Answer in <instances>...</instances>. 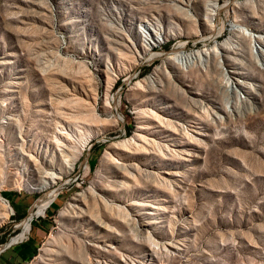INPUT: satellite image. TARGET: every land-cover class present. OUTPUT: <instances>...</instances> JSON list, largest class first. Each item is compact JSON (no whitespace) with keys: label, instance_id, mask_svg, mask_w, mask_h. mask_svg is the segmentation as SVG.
<instances>
[{"label":"rangeland","instance_id":"obj_1","mask_svg":"<svg viewBox=\"0 0 264 264\" xmlns=\"http://www.w3.org/2000/svg\"><path fill=\"white\" fill-rule=\"evenodd\" d=\"M51 188L26 264H264V0H0V243Z\"/></svg>","mask_w":264,"mask_h":264},{"label":"crops","instance_id":"obj_2","mask_svg":"<svg viewBox=\"0 0 264 264\" xmlns=\"http://www.w3.org/2000/svg\"><path fill=\"white\" fill-rule=\"evenodd\" d=\"M10 194V195H9ZM13 195V196H12ZM8 200L12 203L15 213L18 214L19 211H16L15 198L28 196L26 193L21 192H7L6 194ZM29 202L26 203L24 208L28 207ZM22 207V208H23ZM29 208V207H28ZM53 206L46 208L47 212L43 217L38 218L34 223L31 230L28 234L19 236L18 241H10L7 243L6 247L0 251V264H26L36 253L41 239L46 234L48 229L49 222L51 220V213L56 210ZM21 210V208L19 207ZM23 211V209L21 210ZM20 211V212H21ZM27 213L20 214L18 216L24 217ZM16 239V240H17Z\"/></svg>","mask_w":264,"mask_h":264},{"label":"bare ground","instance_id":"obj_3","mask_svg":"<svg viewBox=\"0 0 264 264\" xmlns=\"http://www.w3.org/2000/svg\"><path fill=\"white\" fill-rule=\"evenodd\" d=\"M215 10V9H214ZM220 11V10H219ZM219 11H218V13H217V15H219L220 16V13H219ZM222 26H223V24L221 23H217V24H215V26H212L211 27V31L208 33V34H206L205 36H203L202 37V39L204 40V41H207V40H209V39H211V38H214V39H217V36H219L220 35V33H221V28H222ZM185 46H186V41L185 40H181L180 42H178V43H176L175 45H174V47H173V50H172V54H171V57H175L174 59H178V61H183L182 60V58L185 56V57H187L188 55H190L189 53H184V54H182V50H184V48H185ZM197 53H199V51L197 52ZM196 53V54H197ZM196 54L194 55V57L196 56ZM193 55V54H192ZM183 56V57H182ZM199 56H202L201 54L199 55ZM199 56H197V57H199ZM184 57V58H185ZM190 57H191V55H190ZM193 57V58H194ZM143 58H147V57H142V59ZM170 58V57H169ZM187 59V58H186ZM194 61H196V60H194ZM141 62H143V60L141 61ZM140 62V63H141ZM186 62V61H185ZM114 95V94H113ZM115 96V95H114ZM120 97V96H119ZM114 99H115V97H114ZM120 99V98H119ZM117 101H118V99L116 98L115 100H114V104H116L117 103ZM119 105V104H118ZM114 108H115V106H114ZM113 108V109H114ZM116 109V108H115ZM114 109V110H115ZM116 112V111H115ZM113 117L115 118V120L119 123V122H121L122 121V117H121V115L119 114V113H113ZM86 165V164H85ZM84 165V166H85ZM61 184V183H60ZM53 187V186H52ZM49 188V187H48ZM55 192H57V188H51V189H48V190H46V191H44L43 193H42V197L35 203L36 204V206L37 207H40L43 211H44V209L48 206V204L50 203V201H51V198H52V195L55 193ZM0 200L1 201H3L4 203H5V201H4V198H2V197H0ZM6 200V199H5ZM7 201V200H6ZM8 202V201H7ZM9 204V203H8ZM8 204L6 203V206L8 207ZM10 205V204H9ZM10 208H11V211H13V209H12V207L10 206ZM42 213V212H41ZM31 214V213H30ZM26 217V216H25ZM24 217V218H25ZM30 223H31V221H30V218L29 217H27V218H25V219H23V220H21V221H18V222H16V225H15V227H21L22 229H23V233H27V231H28V229L30 228ZM20 235H17V236H15L13 239H11L10 241H18V237H19ZM17 239V240H16ZM9 243V242H8Z\"/></svg>","mask_w":264,"mask_h":264},{"label":"water","instance_id":"obj_4","mask_svg":"<svg viewBox=\"0 0 264 264\" xmlns=\"http://www.w3.org/2000/svg\"><path fill=\"white\" fill-rule=\"evenodd\" d=\"M89 150H90V148L87 149V154L89 153ZM33 207H34V202L29 206V208L27 210V215L31 212V210L33 209Z\"/></svg>","mask_w":264,"mask_h":264},{"label":"built area","instance_id":"obj_5","mask_svg":"<svg viewBox=\"0 0 264 264\" xmlns=\"http://www.w3.org/2000/svg\"><path fill=\"white\" fill-rule=\"evenodd\" d=\"M8 201V200H7ZM33 220V219H32ZM7 245V242L0 243V251H2Z\"/></svg>","mask_w":264,"mask_h":264}]
</instances>
